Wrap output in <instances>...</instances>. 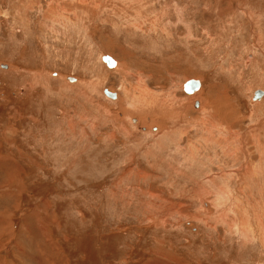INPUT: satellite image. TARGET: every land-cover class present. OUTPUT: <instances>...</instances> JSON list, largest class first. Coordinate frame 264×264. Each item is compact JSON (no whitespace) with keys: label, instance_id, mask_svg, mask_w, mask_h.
<instances>
[{"label":"rangeland","instance_id":"374dc122","mask_svg":"<svg viewBox=\"0 0 264 264\" xmlns=\"http://www.w3.org/2000/svg\"><path fill=\"white\" fill-rule=\"evenodd\" d=\"M255 89L264 0H0V264H264Z\"/></svg>","mask_w":264,"mask_h":264},{"label":"water","instance_id":"95a60500","mask_svg":"<svg viewBox=\"0 0 264 264\" xmlns=\"http://www.w3.org/2000/svg\"><path fill=\"white\" fill-rule=\"evenodd\" d=\"M102 61L108 66V67H113L115 66L116 62L115 60L108 54H104L101 57ZM67 80L68 81H75V77L72 76H67ZM200 86V81L199 79H195V78H189L187 79L183 85H182V90H184V92L191 94L194 91H196ZM103 93L111 98H115L116 97V93L104 88L103 89ZM263 95V91L261 89H255L252 96H251V100H256L259 99L261 96ZM198 105V101H195V106Z\"/></svg>","mask_w":264,"mask_h":264},{"label":"bare ground","instance_id":"6f19581e","mask_svg":"<svg viewBox=\"0 0 264 264\" xmlns=\"http://www.w3.org/2000/svg\"><path fill=\"white\" fill-rule=\"evenodd\" d=\"M114 59V58H113ZM102 60V59H101ZM115 60V59H114ZM115 62H116V64H115V66H116V68L118 67L117 65L119 64L116 60H115ZM109 68H112V67H109ZM115 68V67H114ZM66 78V77H65ZM67 79V78H66ZM76 80H77V78H75ZM75 80V81H76ZM75 81H73V82H75ZM200 81V80H199ZM200 86H201V81H200ZM200 86H199V88H200ZM198 88V89H199ZM181 89H182V86H181ZM198 89L196 90V91H198ZM196 91H194V92H196ZM186 93V92H185ZM264 93V92H263ZM106 96V95H105ZM263 96V95H262ZM261 96V97H262ZM106 97H108V96H106ZM116 97H117V94H116ZM116 97L115 98H111V97H108V98H110V99H116ZM261 97L259 98V99H261ZM251 99V98H250ZM137 100V99H136ZM157 101V100H156ZM251 102H252V100H251ZM217 111V110H216ZM219 112V111H218ZM220 113V112H219ZM222 114V113H221ZM224 115H226V114H224ZM223 116V115H222ZM132 121H135V120H132Z\"/></svg>","mask_w":264,"mask_h":264}]
</instances>
